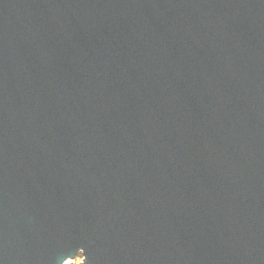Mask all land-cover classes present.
<instances>
[{
    "label": "water",
    "instance_id": "95a60500",
    "mask_svg": "<svg viewBox=\"0 0 264 264\" xmlns=\"http://www.w3.org/2000/svg\"><path fill=\"white\" fill-rule=\"evenodd\" d=\"M264 264V0H0V264Z\"/></svg>",
    "mask_w": 264,
    "mask_h": 264
},
{
    "label": "bare ground",
    "instance_id": "6f19581e",
    "mask_svg": "<svg viewBox=\"0 0 264 264\" xmlns=\"http://www.w3.org/2000/svg\"><path fill=\"white\" fill-rule=\"evenodd\" d=\"M81 263H82L81 256H76V257H74L73 260L66 259L62 264H81Z\"/></svg>",
    "mask_w": 264,
    "mask_h": 264
},
{
    "label": "built area",
    "instance_id": "2783aa9c",
    "mask_svg": "<svg viewBox=\"0 0 264 264\" xmlns=\"http://www.w3.org/2000/svg\"><path fill=\"white\" fill-rule=\"evenodd\" d=\"M76 256H81V258L83 259V256H82V254H78V255H76Z\"/></svg>",
    "mask_w": 264,
    "mask_h": 264
},
{
    "label": "rangeland",
    "instance_id": "374dc122",
    "mask_svg": "<svg viewBox=\"0 0 264 264\" xmlns=\"http://www.w3.org/2000/svg\"><path fill=\"white\" fill-rule=\"evenodd\" d=\"M79 258V257H78ZM74 259V258H73ZM73 259H70V260H73Z\"/></svg>",
    "mask_w": 264,
    "mask_h": 264
}]
</instances>
